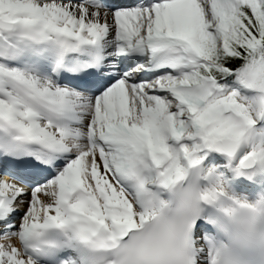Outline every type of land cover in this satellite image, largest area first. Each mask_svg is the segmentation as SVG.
I'll list each match as a JSON object with an SVG mask.
<instances>
[{"label": "snow or ice", "instance_id": "obj_1", "mask_svg": "<svg viewBox=\"0 0 264 264\" xmlns=\"http://www.w3.org/2000/svg\"><path fill=\"white\" fill-rule=\"evenodd\" d=\"M0 264H264V0H0Z\"/></svg>", "mask_w": 264, "mask_h": 264}]
</instances>
